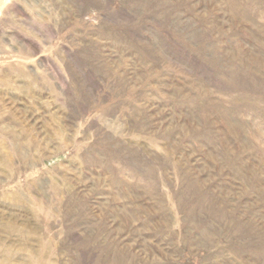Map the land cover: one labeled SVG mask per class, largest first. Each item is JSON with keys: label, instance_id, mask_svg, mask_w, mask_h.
Segmentation results:
<instances>
[{"label": "rangeland", "instance_id": "1", "mask_svg": "<svg viewBox=\"0 0 264 264\" xmlns=\"http://www.w3.org/2000/svg\"><path fill=\"white\" fill-rule=\"evenodd\" d=\"M0 264H264V0H0Z\"/></svg>", "mask_w": 264, "mask_h": 264}]
</instances>
